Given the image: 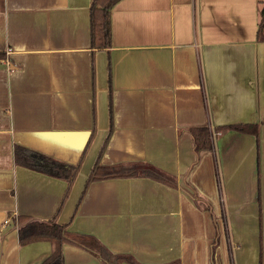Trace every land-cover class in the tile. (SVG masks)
<instances>
[{"label": "crops", "instance_id": "crops-1", "mask_svg": "<svg viewBox=\"0 0 264 264\" xmlns=\"http://www.w3.org/2000/svg\"><path fill=\"white\" fill-rule=\"evenodd\" d=\"M262 1L119 0L110 47L95 48L92 0H0V53L11 50L10 66L0 63V264L52 255L49 241L22 245L16 221L51 218L67 190L17 164L16 145L80 162L57 220L114 254L264 264ZM201 126L212 147L197 152ZM134 161L174 184L101 179L83 195L96 163ZM63 254L64 264H101L71 243Z\"/></svg>", "mask_w": 264, "mask_h": 264}, {"label": "trees", "instance_id": "trees-1", "mask_svg": "<svg viewBox=\"0 0 264 264\" xmlns=\"http://www.w3.org/2000/svg\"><path fill=\"white\" fill-rule=\"evenodd\" d=\"M90 7L92 45L95 48H108L111 45L110 11L119 0H92ZM260 21L258 25L257 40L264 42V1L261 2L259 10ZM5 56L0 53V57ZM238 131H246L241 125L229 127ZM112 126L108 134L111 133ZM195 140V150L210 149L212 147L211 134L207 126L196 127L191 130ZM15 162L29 169H34L46 175L64 180L67 190L61 201L57 212L49 219H37L18 216L17 229L18 238L22 245L45 240L53 243L52 255L41 264H64L63 246L73 244L93 253L99 258L101 264H139L131 256L126 254H114L102 244L96 237L90 234H81L69 230V224L60 223L57 216L64 205L71 185L80 169L78 164L61 162L53 157L31 151L20 145L14 148ZM136 176L156 179L164 184H174L173 179L164 171L152 164L134 161L133 163H118L115 165H99L96 163L85 183L83 195L87 185L101 179H113L118 177L135 178Z\"/></svg>", "mask_w": 264, "mask_h": 264}, {"label": "built area", "instance_id": "built-area-1", "mask_svg": "<svg viewBox=\"0 0 264 264\" xmlns=\"http://www.w3.org/2000/svg\"><path fill=\"white\" fill-rule=\"evenodd\" d=\"M5 56L0 57V63H4L6 66H10L11 60H10V55H11V50H7L5 52ZM5 223H8V220L4 221Z\"/></svg>", "mask_w": 264, "mask_h": 264}]
</instances>
